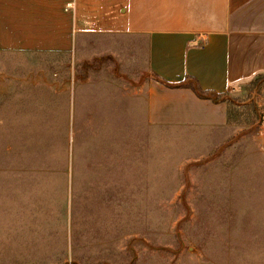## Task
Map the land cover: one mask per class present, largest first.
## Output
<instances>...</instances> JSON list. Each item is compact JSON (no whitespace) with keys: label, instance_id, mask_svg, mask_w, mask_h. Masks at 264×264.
Wrapping results in <instances>:
<instances>
[{"label":"rangeland","instance_id":"374dc122","mask_svg":"<svg viewBox=\"0 0 264 264\" xmlns=\"http://www.w3.org/2000/svg\"><path fill=\"white\" fill-rule=\"evenodd\" d=\"M146 43L0 52V264H264V75L219 128L148 122Z\"/></svg>","mask_w":264,"mask_h":264},{"label":"crops","instance_id":"0c3cea01","mask_svg":"<svg viewBox=\"0 0 264 264\" xmlns=\"http://www.w3.org/2000/svg\"><path fill=\"white\" fill-rule=\"evenodd\" d=\"M143 39L151 79L144 92L148 122L219 128L228 123L225 96L264 75V0H0V52H76L107 27ZM185 77L223 98L168 88Z\"/></svg>","mask_w":264,"mask_h":264},{"label":"trees","instance_id":"16d2710c","mask_svg":"<svg viewBox=\"0 0 264 264\" xmlns=\"http://www.w3.org/2000/svg\"><path fill=\"white\" fill-rule=\"evenodd\" d=\"M152 79L155 82L161 85H164L165 87H168V88H188L200 99H206L212 102H218L220 101L221 98H223L222 95H217L216 93L212 91L201 90L196 80L191 77H185L182 82H179L177 84H169L154 74L152 75Z\"/></svg>","mask_w":264,"mask_h":264},{"label":"built area","instance_id":"2783aa9c","mask_svg":"<svg viewBox=\"0 0 264 264\" xmlns=\"http://www.w3.org/2000/svg\"><path fill=\"white\" fill-rule=\"evenodd\" d=\"M262 126H263V129H262V131L260 132V135H262L263 137H264V123L262 124ZM262 149L264 150V141L262 142Z\"/></svg>","mask_w":264,"mask_h":264}]
</instances>
